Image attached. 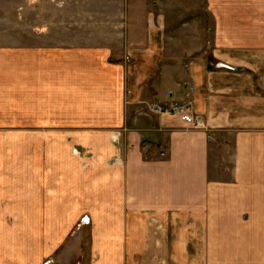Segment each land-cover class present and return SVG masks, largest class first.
Segmentation results:
<instances>
[{
    "label": "crops",
    "instance_id": "obj_1",
    "mask_svg": "<svg viewBox=\"0 0 264 264\" xmlns=\"http://www.w3.org/2000/svg\"><path fill=\"white\" fill-rule=\"evenodd\" d=\"M174 8L0 45V264H264V0Z\"/></svg>",
    "mask_w": 264,
    "mask_h": 264
},
{
    "label": "rangeland",
    "instance_id": "obj_2",
    "mask_svg": "<svg viewBox=\"0 0 264 264\" xmlns=\"http://www.w3.org/2000/svg\"><path fill=\"white\" fill-rule=\"evenodd\" d=\"M157 0H150L156 5ZM180 19L196 14L190 4L199 0H164ZM125 0H0V45L108 44L121 45ZM0 146L11 147V139ZM86 218V219H85ZM80 222L88 223L83 217Z\"/></svg>",
    "mask_w": 264,
    "mask_h": 264
},
{
    "label": "built area",
    "instance_id": "obj_3",
    "mask_svg": "<svg viewBox=\"0 0 264 264\" xmlns=\"http://www.w3.org/2000/svg\"><path fill=\"white\" fill-rule=\"evenodd\" d=\"M149 109L153 113H169L178 115L180 119L189 127H198L199 123L194 119L190 110V104L187 101H171L167 105L149 104ZM164 156V153H160Z\"/></svg>",
    "mask_w": 264,
    "mask_h": 264
}]
</instances>
